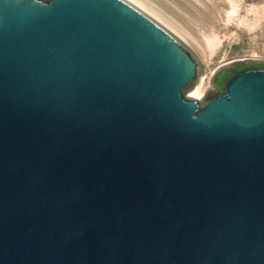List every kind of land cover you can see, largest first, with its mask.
I'll list each match as a JSON object with an SVG mask.
<instances>
[{"label":"water","instance_id":"95a60500","mask_svg":"<svg viewBox=\"0 0 264 264\" xmlns=\"http://www.w3.org/2000/svg\"><path fill=\"white\" fill-rule=\"evenodd\" d=\"M203 72L124 0H0V264H264V60Z\"/></svg>","mask_w":264,"mask_h":264},{"label":"rangeland","instance_id":"374dc122","mask_svg":"<svg viewBox=\"0 0 264 264\" xmlns=\"http://www.w3.org/2000/svg\"><path fill=\"white\" fill-rule=\"evenodd\" d=\"M144 1L183 34L181 37L168 28L203 64L201 99L212 74L221 66L264 60V0Z\"/></svg>","mask_w":264,"mask_h":264},{"label":"bare ground","instance_id":"6f19581e","mask_svg":"<svg viewBox=\"0 0 264 264\" xmlns=\"http://www.w3.org/2000/svg\"><path fill=\"white\" fill-rule=\"evenodd\" d=\"M128 3H130L132 6L140 10L142 13L146 14L148 17L152 18L157 23L164 26L166 29H170L171 31L175 32L179 36L183 37V34L178 31L177 28H175L168 19H166L162 14L158 13L156 9L153 8V6L149 5L144 0H124ZM147 12V13H146ZM156 19V20H155ZM168 29V30H169ZM169 30V31H170ZM174 34V33H173ZM203 78H200L198 80V83L193 87L192 90L188 92L187 98L189 99H195L197 101L201 100L203 96V90H201L200 83H202Z\"/></svg>","mask_w":264,"mask_h":264},{"label":"flooded vegetation","instance_id":"af4514ba","mask_svg":"<svg viewBox=\"0 0 264 264\" xmlns=\"http://www.w3.org/2000/svg\"><path fill=\"white\" fill-rule=\"evenodd\" d=\"M239 71L240 70V66L239 65H236L235 67H232L230 68L229 70L228 69H225V70H222V71H219L215 76H214V83L215 85L219 88V83L222 81V80H227L226 78H228L231 74L232 71ZM219 93L220 94L222 92V90L219 88ZM217 94V95H218Z\"/></svg>","mask_w":264,"mask_h":264}]
</instances>
